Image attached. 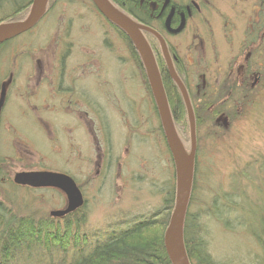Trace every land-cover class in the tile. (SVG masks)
<instances>
[{"label":"flooded vegetation","instance_id":"flooded-vegetation-1","mask_svg":"<svg viewBox=\"0 0 264 264\" xmlns=\"http://www.w3.org/2000/svg\"><path fill=\"white\" fill-rule=\"evenodd\" d=\"M60 1L48 0L43 17L29 31L34 32L47 17L48 21L52 15H58L59 13L54 12V8ZM108 1L113 5L112 0ZM242 1L245 3V0ZM248 1L253 6V17L240 32H238L234 19L223 17L219 15L220 13L218 14L219 17L216 18L220 22L218 24L219 29L215 30V25H213L215 20L213 22V19L202 16L204 11L212 12L214 10V5L210 0H130L125 11L117 5H113L118 12L131 19L138 26L151 30L162 40L173 71L188 95L195 121L194 179L198 169L200 149L205 146L203 141L208 140V132L205 131V138L203 136L202 139L199 138V133L205 124L210 123L209 120L204 119L202 125L196 124V116L199 110L206 113L221 112L220 117L225 120V123L223 120L220 124L219 117L212 124L215 129L221 131L222 128L224 131L228 128H225L224 125H230L229 116L232 108L240 112L244 100L257 99L261 95L260 71H262L261 67L264 69V0ZM85 2L90 8L87 15L95 20L94 22L99 26L98 35L100 34V38L98 41L100 43L94 44L90 38L84 36V34L91 33L89 29L83 32L82 28L68 27L64 34L67 41L72 35V42H75L76 36L80 32L84 40L81 41L82 44L61 45L54 51V69L51 77L30 75V60L21 58V55H26L28 58L29 54L34 51L32 44L20 42L14 47L15 54H11L14 58L12 74H8L0 82L1 92L2 84L10 77L7 91L4 97L0 99V142L3 145V152L6 154L9 146H7L5 134L2 131L7 132L6 124L9 122L6 120L9 116L7 117V112L5 115L3 114L5 120L2 118V112L8 111L12 103L17 107L14 108L15 111L18 110L24 115L23 117L30 118L31 124H37L35 119H32L34 117L32 116L33 111H35V116L39 114L42 117L40 120L48 122V127L54 137L51 140L57 143L51 142L54 147H57L60 141L67 142L63 140V134L58 135L56 131L59 130L61 133L65 127L63 124L60 129L58 128L60 118L63 119L67 116L76 118L75 125L83 133L84 140L82 143L87 144V146L71 142L72 151L68 153L67 160L75 158L74 161H81V166L86 165V169L91 165L98 167L100 170H97V178H99L97 183L101 184L107 175H111L110 177L113 178L116 172L118 176L120 159L122 158L120 152H122L126 135L134 131V128L138 131L145 130L146 134L151 135L154 139H159V143L163 147H167V144L139 53L123 31L107 21L90 0H81L82 4ZM85 16L83 13L80 14L81 18H85ZM75 19L76 17L70 16L69 21H67L68 25H72V21ZM196 21H199L204 28L196 26ZM47 25L50 29V23ZM140 33L152 52L159 75L161 68H165L171 81L176 85L169 74L167 61L158 39L145 30H140ZM182 40H185L184 48L181 43ZM89 44L93 49H91V54L86 55L85 48ZM158 49L163 61L161 68L157 64V57L158 60L160 59ZM118 53L121 55L120 57L117 55ZM102 54L109 55L111 60L109 67L99 61L98 58ZM255 72L260 76L255 78ZM134 77H137L138 80L135 81ZM160 78L162 82L161 75ZM29 83L36 85L34 88H28ZM21 85L25 88V92H23ZM13 87L14 91L12 90ZM19 98L23 99L22 101H28V103L24 101V104H20ZM203 99L216 102L203 110L207 102ZM230 100L234 101L232 105L229 104ZM149 114L154 117L151 122L156 121L151 134L147 132L150 124ZM68 117L67 119H69ZM116 126L121 128L123 134L119 141L113 135ZM1 128L3 129L1 130ZM65 129L69 130L70 128L65 127ZM221 134L223 135L224 132ZM155 135L157 138L154 137ZM4 146L7 147L4 148ZM115 146L121 148L117 153L118 155ZM168 153L170 155L169 150ZM170 159L172 161L171 155ZM103 163H105L104 167ZM36 171L49 170L40 168L23 172ZM50 172L58 173L59 171ZM59 173L72 178L80 190L83 205L75 212L82 211L86 217L87 199L83 194L82 185L68 171ZM13 185L15 184L13 183ZM15 186L19 187L18 185ZM24 188L29 187L25 186ZM29 189L34 190L33 188ZM43 189L51 188L35 190ZM62 195L65 197L63 193ZM65 206L66 198L63 209ZM72 213L62 218L52 219L56 222H63ZM129 221L124 220L117 225L121 224L124 228L128 226Z\"/></svg>","mask_w":264,"mask_h":264},{"label":"rangeland","instance_id":"rangeland-1","mask_svg":"<svg viewBox=\"0 0 264 264\" xmlns=\"http://www.w3.org/2000/svg\"><path fill=\"white\" fill-rule=\"evenodd\" d=\"M210 1L214 5V10L212 12L204 11L202 16L207 19H213V22L215 20L213 24L215 25V30L219 29L218 24L220 22L216 19L219 17V13L223 17L234 19L238 32L245 27L246 23L252 20L253 6L248 0L247 4L246 0L245 3L242 0ZM86 4V2L82 4L81 0H61L54 8V12L59 13L58 15H52L48 21L47 17L31 35H22V40L17 41V43H30L32 44V49H34L28 58H26V55H21V58L27 61L30 60V64L28 63L31 69V71L29 69L30 75L51 77L54 69V51L61 45L64 46V44H82L81 41L84 39L81 36V32L76 36L77 40L74 39L75 42H72V35L68 41L64 38L68 27L82 28L83 32L89 29L91 33L88 35L84 34V36L90 38L94 44L100 43L98 41L100 38V34L98 35L99 26L96 25L95 20L87 15L90 12V8ZM81 13L86 15L85 18L80 17ZM70 16L76 17L72 21V25H68L67 22ZM209 21L211 22V20ZM47 23H50V29ZM196 26L204 28L199 21H196ZM71 33L73 32L71 31ZM181 43L184 48L185 40H182ZM91 49H93L91 44L87 45L85 48L86 55L91 54ZM117 55L121 56L119 53ZM159 55L160 59L158 60L157 57V64L161 68L163 61L160 50ZM98 59L109 67V61H111L109 55L102 54ZM7 63L8 58L0 57V82L8 74H12L13 64L8 63L7 65ZM253 69L255 70V68ZM261 70V76L257 75V72L254 73L256 74L255 78L260 76L262 81L261 95L255 99L254 105L252 107L246 106L244 109L242 107L240 112H234L235 110L232 108L229 117L230 125L226 126L225 124V128H228L224 131L221 128V132H224L223 135L214 128L212 122L208 125L205 124L199 133V138L202 139L203 136L205 138V131L208 132V140L205 139L203 141L205 146L200 149L193 191V205L190 209L193 213L198 211L201 213H212V201L216 199L218 204H222L224 196L230 195L236 184L243 187L246 200H255L251 203V208L258 207L256 204L261 201V193L258 191L255 196L254 192L258 181L255 177L258 175L257 170L255 171V161H261L263 159L262 156H264L263 67H261ZM134 80H138L137 77H134ZM9 83L10 77L2 84L0 99L4 97ZM35 85V83H29L28 88H34ZM21 87L23 92H25L23 85ZM12 90L14 91V87ZM19 97L21 98V96ZM20 98L19 103L24 104L25 100L22 101L23 99L21 100ZM25 102L28 103V101ZM14 108L17 107L12 103L8 111L4 110L2 112V118H5L3 114L5 115L6 112L7 117L9 116L8 120L5 118L9 122L6 124L7 132L2 131L5 134L9 150L5 155H2L3 158H0V160H4L3 164H5L3 167L0 166V176L6 177V182L0 184V201L12 199L21 208L24 206L22 208L23 211L33 201L35 204H30V209L44 216H49L52 211L63 210L65 197L57 190L34 189L31 192H27L23 190L25 189L24 187L19 186L20 189H12L10 187L9 181H11L15 173L43 168L49 171H68L82 185L83 194L87 199L84 231L90 234L96 230H101L102 233L119 230L123 227L121 224H117L124 220L129 221L134 217L148 216L154 212L161 211L164 199L175 186V175L168 150L166 146L163 147L159 143V139H154L151 135L146 134L145 130L138 131L134 128V131L128 133L127 137H125L124 146L122 152H120L122 158L120 159L118 176L116 172L113 178L110 177L111 175H107V178L103 180L104 182L106 181L107 185L104 182L101 185L97 183L99 179L97 178V170H100L98 167L91 165L88 170L86 165L83 164L81 166V161H74L75 158L67 160L68 153L72 151L71 142L87 146V144L82 143L84 140L83 133L75 125L76 118L73 119V117L68 116L69 119L67 117L60 118L58 128L60 129L61 125L64 124L65 127L70 129L68 130L64 127L61 133L56 130L58 135L63 134V140L67 142L60 141L59 145L54 147L51 145V139L54 137L48 127V122L40 120L42 117L39 114L35 116V111H33L32 116L34 117L31 118L35 119L38 124L33 125L29 117H23L24 115L18 110L15 111ZM235 113L239 115L233 116ZM153 119L152 114H149L150 124L147 132L150 134L156 125V121L154 123L151 122ZM223 120L222 117L219 118L220 124H222ZM114 130V138L118 141L121 140L123 137L121 128L116 126ZM11 134L12 137H10ZM154 137L157 138V135ZM189 137L188 133L187 140L183 141L184 144L180 140L186 153H189L190 150ZM7 146H4V148ZM115 150L117 154L121 148L115 146ZM104 166L105 163H103ZM240 173L249 175L248 179H245V175L241 176ZM10 193H14V195L11 196ZM7 194L10 196H7ZM157 215L159 214L152 216L155 224H158V221L165 216V212H160L159 217ZM230 217L233 218V216ZM200 224L204 230L202 234L208 244V251L213 259L218 262L224 264H246L251 257H254L259 252L252 237L240 229L234 230L231 228L235 224L232 219L228 220L227 226L229 227H227L214 215H209L202 217Z\"/></svg>","mask_w":264,"mask_h":264},{"label":"trees","instance_id":"trees-1","mask_svg":"<svg viewBox=\"0 0 264 264\" xmlns=\"http://www.w3.org/2000/svg\"><path fill=\"white\" fill-rule=\"evenodd\" d=\"M112 1L113 5L119 6L123 11L130 2V0ZM31 2L32 0H0V24L23 20L29 12ZM32 32L29 31L22 35H31ZM22 35L0 46V57L8 58L9 64H13L14 58L11 54H15L14 47L18 44V40H22ZM160 75L175 131L182 142L186 141L189 126L181 94L165 68H161ZM254 101L255 99L244 100L243 109L246 106L252 107ZM215 102L207 100L206 104L204 102L203 110ZM233 102L230 100L229 104L232 105ZM204 113L206 112L202 110L197 113L196 124L198 126L203 124L204 119L213 123L221 114V112H207L204 116ZM237 115L239 114H233V116ZM217 131L221 134L220 130ZM2 155L5 154L0 142V158H3ZM262 157L261 161H255V171L258 172L255 177L258 181L254 192L256 196L259 191L262 197L261 201L256 204L258 207L254 209L251 208V203L255 200H246L243 187L236 184L230 195L224 196L222 204H218L216 199L212 201V213H201L200 211L193 213L190 211L195 188V179H193L183 223L184 247L190 264H224L210 255L208 244L202 234L204 230L200 220L209 215H214L215 218L221 220L224 226H227L228 220L232 219L236 225L230 227L234 230L240 229L252 237L259 249L256 256L251 257L246 264H264V156ZM0 162H2L0 166L3 167L4 160ZM240 175H245V179L249 176L243 173ZM5 178L3 175L0 176V184L6 182ZM9 183L12 189H20L14 186L12 181ZM23 190L32 191L29 188ZM10 194L14 195V193ZM7 196L10 195L7 194ZM174 198L175 186L164 199L161 211L148 216L134 217L127 223L128 226L119 230L104 233L96 230L92 234L84 231L86 217L82 211L72 213L63 222H56L50 215H40L30 209V204H35L33 201L23 211L24 206L21 208L12 199H3V202L0 201V264H171L164 247V235L173 210ZM160 212H165V216L158 221V224H155L152 216L160 215Z\"/></svg>","mask_w":264,"mask_h":264},{"label":"water","instance_id":"water-1","mask_svg":"<svg viewBox=\"0 0 264 264\" xmlns=\"http://www.w3.org/2000/svg\"><path fill=\"white\" fill-rule=\"evenodd\" d=\"M90 1L107 21L128 36L140 55L150 90L157 107L175 172L174 206L164 235V247L171 264H190L184 247L183 223L188 208L193 182L196 143L195 121L188 95L173 71L162 40L156 34H153V32L147 28L138 26L131 19L118 12L108 0ZM47 3L48 0H32L29 12L23 20L1 23L0 46L6 41L31 30L43 17ZM140 30L152 33L158 39L167 61L169 74L181 93L189 122V153L185 152L175 131L155 60L149 46L141 35ZM13 183L22 187L26 186L33 189L52 188L62 192L66 198L65 209L52 211L50 213L52 218H62L69 213L75 212L83 205V198L80 190L73 179L64 174L48 171L18 172L13 176Z\"/></svg>","mask_w":264,"mask_h":264},{"label":"bare ground","instance_id":"bare-ground-1","mask_svg":"<svg viewBox=\"0 0 264 264\" xmlns=\"http://www.w3.org/2000/svg\"><path fill=\"white\" fill-rule=\"evenodd\" d=\"M8 41H6L5 43H7ZM4 44V43H3ZM52 189V188H51ZM79 209V208H78Z\"/></svg>","mask_w":264,"mask_h":264}]
</instances>
